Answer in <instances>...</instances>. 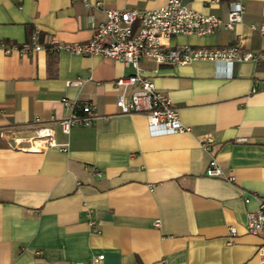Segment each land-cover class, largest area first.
<instances>
[{
    "label": "crops",
    "instance_id": "obj_1",
    "mask_svg": "<svg viewBox=\"0 0 264 264\" xmlns=\"http://www.w3.org/2000/svg\"><path fill=\"white\" fill-rule=\"evenodd\" d=\"M180 1L223 22L230 9L242 14L231 28L174 35L170 46H236L259 56L231 64L141 59L142 73L190 128L182 133L119 112L113 82L134 73L121 60L13 48L35 31L44 43L86 42L105 10L153 9L167 0H0V43L8 48H0V264L257 262L264 235L247 233L246 215L256 196L264 198V34L257 29L264 0ZM63 98L92 102L91 124L62 133L59 120L82 114ZM42 125L66 149L13 146ZM204 136L213 139L210 151L199 144ZM211 158L222 176L205 174Z\"/></svg>",
    "mask_w": 264,
    "mask_h": 264
},
{
    "label": "built area",
    "instance_id": "obj_2",
    "mask_svg": "<svg viewBox=\"0 0 264 264\" xmlns=\"http://www.w3.org/2000/svg\"><path fill=\"white\" fill-rule=\"evenodd\" d=\"M218 2V0H214ZM105 20L91 24L93 33L88 41L82 43H62L53 41L44 43L40 41L38 31L33 32L30 41L20 47H13L20 54H30L37 51L56 53L60 50L76 55H99L111 59L121 60L125 66L133 68L134 73L120 76L114 80V85L120 88L115 106L120 113H141L146 116L150 129H161L167 132H189L190 128L182 124L178 110L172 106L171 100L163 92L155 87L151 78L142 73L139 61L150 59L157 64L184 65L196 60L213 62H225L228 64L258 60V54L241 52L238 47H196L190 45L170 46L169 41L177 34L208 35L220 26L231 28L239 21L242 9H230L227 20L222 21L214 15H205L197 12L180 0H167L160 7L145 10L136 9H107ZM255 29L254 26H251ZM260 34H264V26L257 28ZM0 48H5L0 43ZM129 88H134L129 91ZM66 109L80 110L71 112L65 118L59 120L61 131L68 134L74 126H89L95 116V106L92 102L78 104L66 98L62 99ZM42 143L49 147L66 149V144H58L54 137V131L49 126L42 125L36 128L28 138H14V147L21 150H36V143ZM26 143L27 145H24ZM199 144L205 151H210L213 139L204 136ZM207 176H222V172L214 158H211L205 169ZM257 206L247 212L246 231L255 236L264 235V198L258 196ZM249 202V198L244 199ZM159 221H155L158 225ZM93 225V222L90 223ZM230 237L237 235L234 227L229 229ZM257 262L246 264H264V243L258 247ZM103 255L94 257L92 263L102 259Z\"/></svg>",
    "mask_w": 264,
    "mask_h": 264
}]
</instances>
